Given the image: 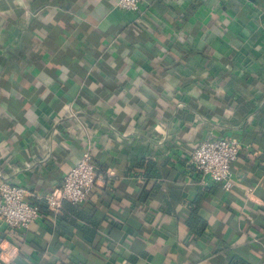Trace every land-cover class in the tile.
I'll return each instance as SVG.
<instances>
[{"label":"crops","instance_id":"obj_1","mask_svg":"<svg viewBox=\"0 0 264 264\" xmlns=\"http://www.w3.org/2000/svg\"><path fill=\"white\" fill-rule=\"evenodd\" d=\"M116 1L0 0V174L43 215L0 264H264V0ZM214 138L229 189L189 162ZM86 146L92 237L42 199Z\"/></svg>","mask_w":264,"mask_h":264},{"label":"built area","instance_id":"obj_2","mask_svg":"<svg viewBox=\"0 0 264 264\" xmlns=\"http://www.w3.org/2000/svg\"><path fill=\"white\" fill-rule=\"evenodd\" d=\"M139 0H117L115 5L126 11H137ZM238 148L227 138L200 141L191 151L189 162L200 177V182H213L223 189L233 186L230 165L236 159ZM96 165L91 159L88 146L82 150L79 160L63 175L59 188L43 196V206L50 214H57L61 202L83 205L90 197L95 179ZM25 189L9 183L0 174V218L9 232L26 230L42 217L37 206L25 200Z\"/></svg>","mask_w":264,"mask_h":264},{"label":"trees","instance_id":"obj_3","mask_svg":"<svg viewBox=\"0 0 264 264\" xmlns=\"http://www.w3.org/2000/svg\"><path fill=\"white\" fill-rule=\"evenodd\" d=\"M195 209L196 208L194 207L192 210V214H194ZM59 211L61 212V215L58 213L59 219L66 221L80 233L90 237H92L95 234L99 221L95 219L93 215L85 213L81 209L74 206L71 202L65 200L61 202ZM76 220H80L82 224L81 225L76 224L75 223ZM224 264H249V263H247L242 258H239L234 255V256H230Z\"/></svg>","mask_w":264,"mask_h":264}]
</instances>
